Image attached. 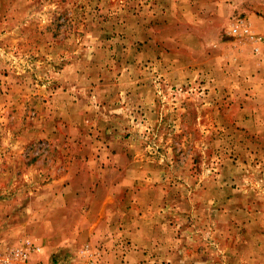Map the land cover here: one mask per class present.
Masks as SVG:
<instances>
[{
  "label": "rangeland",
  "instance_id": "obj_1",
  "mask_svg": "<svg viewBox=\"0 0 264 264\" xmlns=\"http://www.w3.org/2000/svg\"><path fill=\"white\" fill-rule=\"evenodd\" d=\"M0 264H264V0H0Z\"/></svg>",
  "mask_w": 264,
  "mask_h": 264
},
{
  "label": "built area",
  "instance_id": "obj_2",
  "mask_svg": "<svg viewBox=\"0 0 264 264\" xmlns=\"http://www.w3.org/2000/svg\"><path fill=\"white\" fill-rule=\"evenodd\" d=\"M244 29H245V28H244ZM245 31H246L245 33H247V31H248V30H247V29H245Z\"/></svg>",
  "mask_w": 264,
  "mask_h": 264
}]
</instances>
